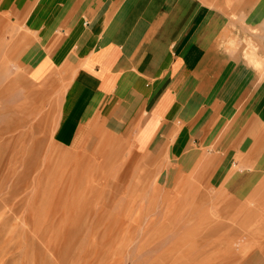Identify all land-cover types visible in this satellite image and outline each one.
<instances>
[{
    "label": "rangeland",
    "instance_id": "1",
    "mask_svg": "<svg viewBox=\"0 0 264 264\" xmlns=\"http://www.w3.org/2000/svg\"><path fill=\"white\" fill-rule=\"evenodd\" d=\"M202 1L234 25L219 45L264 68V0ZM30 15L0 11V264H264V212L235 167L205 152L182 162L191 139L138 150L125 123L101 126L115 98L148 83L137 70L101 99L71 88L74 68L31 80L20 57L47 46Z\"/></svg>",
    "mask_w": 264,
    "mask_h": 264
},
{
    "label": "crops",
    "instance_id": "2",
    "mask_svg": "<svg viewBox=\"0 0 264 264\" xmlns=\"http://www.w3.org/2000/svg\"><path fill=\"white\" fill-rule=\"evenodd\" d=\"M0 11L30 13L29 27L43 29L47 48L31 46L20 57L31 80L74 68L71 88L101 99L137 70L148 83L131 86L121 104L115 98L101 126L125 123L138 150L172 139L181 151V141H196L182 162L204 152L224 167L229 161L244 179L242 193L254 190L264 212V68L219 45L234 26L223 11L202 0H0ZM262 19L258 8L255 60H264ZM140 91L139 107L126 116Z\"/></svg>",
    "mask_w": 264,
    "mask_h": 264
},
{
    "label": "bare ground",
    "instance_id": "3",
    "mask_svg": "<svg viewBox=\"0 0 264 264\" xmlns=\"http://www.w3.org/2000/svg\"><path fill=\"white\" fill-rule=\"evenodd\" d=\"M250 44V43H249Z\"/></svg>",
    "mask_w": 264,
    "mask_h": 264
}]
</instances>
